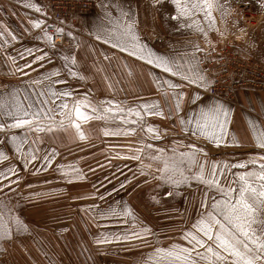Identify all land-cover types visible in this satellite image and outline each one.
Wrapping results in <instances>:
<instances>
[{"label": "snow or ice", "instance_id": "obj_1", "mask_svg": "<svg viewBox=\"0 0 264 264\" xmlns=\"http://www.w3.org/2000/svg\"><path fill=\"white\" fill-rule=\"evenodd\" d=\"M165 4L172 10L166 11ZM255 4L260 11L264 10V0H255ZM23 7L41 17L47 15L32 0H24ZM98 7L102 15L90 35L148 66V82L160 99L138 98L131 106L115 99L93 102L88 93L81 95L73 87V81L88 79L77 54L63 53L57 48L56 37L64 34V28L48 24L46 19L32 18L28 20L29 27L17 35L0 21V57L10 65L7 75L20 73L28 77L25 69L37 72L34 78L0 87V242L11 243L31 235L32 225L20 214L25 202L34 203L65 191H35L39 185L29 177L51 175L53 180L45 179L44 184L87 182L79 160L62 162L57 141L65 146L63 135L68 133L73 143L87 141L89 136L83 125L102 121V136L134 139L112 146L124 148L125 152L112 155L111 149L105 148L109 153L105 159L115 172L98 181L99 188L93 183L91 192L73 197L92 201L79 211L100 229L92 237L95 245L115 244L125 251L146 250L135 264H264V101L259 109L261 119H246L247 137L242 140L233 128L235 109L222 95L213 92L216 81L201 66L215 51L209 34L221 36L216 14L221 20L229 16V0H151L150 7L155 12L166 11L165 24H175L173 32L190 30L209 45L205 49L186 40L180 49L169 44L168 53L144 42L139 12L131 0H100ZM34 30L38 32L33 36ZM239 31L246 33L243 28ZM25 36L40 44L15 48V55L11 54L9 49ZM67 36L76 41L71 32ZM75 48H81L79 41ZM91 54H96L94 47ZM99 55L109 66L117 59L115 52L108 55L102 51ZM18 59L23 63L18 64ZM56 60L60 64L54 63ZM123 67L128 76L133 75L126 61ZM92 68L97 73L105 70L98 62ZM112 87L109 83L108 88ZM149 117L167 121L169 127L150 123ZM169 133L179 138L163 146L153 143L167 140ZM230 148L246 150L242 158L218 159L213 154ZM113 160L135 162V168L128 164L121 168L113 165ZM98 167L103 170L104 165ZM88 171L95 173L91 167ZM116 173L124 179L120 180ZM153 185L167 189L162 192L163 197H182L185 205H191V210L185 207L182 213L173 206L178 215L169 219L181 221L179 226L155 230L128 201L116 200L113 195L130 187ZM25 189L30 191L25 193ZM150 199L154 204L161 203L155 195ZM101 222L121 227L109 231V224ZM87 251V247H82V253ZM87 259H92L91 255Z\"/></svg>", "mask_w": 264, "mask_h": 264}, {"label": "rangeland", "instance_id": "obj_2", "mask_svg": "<svg viewBox=\"0 0 264 264\" xmlns=\"http://www.w3.org/2000/svg\"><path fill=\"white\" fill-rule=\"evenodd\" d=\"M43 10H45V4L43 0H39ZM242 0L233 2L229 0L232 9H235V13L229 18V23L232 24L234 21H238L236 28H243L246 30V35L242 39H237V35H240L236 29H232L236 35L229 34L227 38L230 39L235 46V49L242 55L240 60L244 63L243 65L250 64L253 68H264V16L261 15V11L257 8L255 0L252 1L255 9L251 8ZM249 6L255 16L258 18V22L250 24L246 20V16L240 18L242 13V7ZM242 8V9H240ZM1 16L3 17V9H1ZM238 10V11H237ZM35 13V12H34ZM40 18L39 13H35ZM217 22L220 23L219 14H216ZM219 27V25H218ZM190 30H185L182 33H175L174 35H180L188 33ZM193 33V32H192ZM213 44L220 42H229L228 39H220V35L213 33L209 35ZM200 47L207 46L203 37H199ZM70 43V42H69ZM67 45V44H66ZM66 45L61 46L64 49H68ZM70 46V45H69ZM209 46V45H208ZM59 47V46H57ZM246 59V60H244ZM257 64V66L253 65ZM85 69V75L88 78L91 74H88L87 68ZM10 68L2 70L3 74H0V87L4 84H16L20 81L34 78L36 72L30 69H25L29 72V76H22L20 73L15 75H7ZM37 75V74H36ZM95 88L89 86L88 81L75 82L73 81V87L77 93L83 95L88 93L93 102L103 100V89L102 85V74L98 73L96 78ZM97 84V86H96ZM59 87V86H58ZM62 87V86H61ZM260 92V91H256ZM104 127L102 121H91L88 124L83 125V130L86 135L89 136V140L83 142L73 143L70 141L71 134L63 135V144L61 146V140L57 141L58 150L61 152L63 160L62 162L69 163L79 160V167L87 174L88 180L82 184L76 185H64L62 183H56L53 181L51 184H44V180H53L51 175H41L39 178H31L32 183L39 185L35 191H48L52 188H64V193L53 194L49 198L40 199L34 203L25 202L21 209V216L25 219L26 223L32 225L31 235H25L18 237L11 243L0 242V264H135V261L139 258L140 254L144 249L125 251L124 247L120 245H105L97 246L93 243L92 237L97 234L100 229H97L94 223L89 221L88 217L79 211L81 207L86 206L92 201H80L73 199L74 196L86 194L91 192L92 184L96 183L99 188L98 181H103L106 175L111 172H115V168H110L108 160L105 159L108 152H105V148L111 149V154L114 155L116 151L125 152L124 148L116 147L112 148L113 145H120L119 137H104L100 134V129ZM125 143V138L121 139V144ZM58 162H61V158H58ZM104 165L103 170L98 167ZM113 165H119L124 168L125 164H128L129 168H135V162L113 160ZM95 169V173L88 171L89 168ZM127 172V169H125ZM129 176L132 173L127 172ZM120 180L124 177L116 173ZM111 178V177H110ZM114 182V181H113ZM107 183V182H105ZM23 187V185H21ZM110 189L111 185H107ZM167 189H159L153 186H141L139 188H128L127 190L114 193L116 200L128 201L136 210L137 214L150 223L155 230H165L167 221V209L166 200H172V198L163 197L162 192ZM30 191L25 189V193ZM103 192L104 189L100 188ZM139 194H150L149 199L155 195L161 199L159 206L149 208L144 205L152 204V201L140 200ZM151 200V199H150ZM96 203H101L96 201ZM154 204V203H153ZM103 206V204H101ZM191 209V205L189 210ZM182 213L183 210H180ZM178 215L175 211L174 216ZM109 224V231H118L121 226L112 225L111 222H101ZM180 223L179 220H174V224L177 226ZM173 224V223H172ZM67 227L68 231L64 232L63 229ZM163 238V237H161ZM82 247H87L88 251L82 253ZM44 253H47L46 255ZM104 253V254H101ZM88 255H91L92 259H87Z\"/></svg>", "mask_w": 264, "mask_h": 264}, {"label": "crops", "instance_id": "obj_3", "mask_svg": "<svg viewBox=\"0 0 264 264\" xmlns=\"http://www.w3.org/2000/svg\"><path fill=\"white\" fill-rule=\"evenodd\" d=\"M242 0H233V2H237ZM253 0H245L243 3L248 4L251 8H254L252 3ZM24 0H0V8L5 10L3 11V17L1 16L0 10V21H3L8 24V26L17 33V35H21L23 33L24 27H29L28 20L32 18H38V16L31 9H27L23 7ZM32 2L39 3V0H32ZM100 0H96L95 9L89 13L84 19V33L82 36L76 37V41L72 40L66 46L68 49H64L61 46L57 47L60 52L72 54L76 53L77 58L81 63L82 68H87V73L91 74L87 79L90 87L94 89L96 82L95 78L97 76V72L92 65L94 62H98L100 66L104 67V72L102 74V89H103V99H115L117 101H125L128 105H134L137 103V99L141 98L143 100H152V99H160L159 96L155 93L154 87L149 84V77L147 76L148 66L143 65L142 62L136 61L134 58L127 57L126 54H121L117 50H113L108 45H103L100 42L96 41L90 32L93 30L94 26L99 23L101 12L98 7ZM151 0H131V3L134 7L138 9L139 12V30L141 33V37L144 42L148 43L151 47L156 49L159 52H171L169 48V44L173 45L176 49H180L183 45V42L186 40L196 42L200 45V38L202 37L198 34L192 33V31H188V33L174 35L172 29L175 27V24L169 21L167 24L164 22V15H166V11H171L172 9L168 4H165V10L161 12H155L152 7H150ZM257 12H260L258 9ZM38 30H34L32 35H36ZM79 41L81 43V48L76 49L75 43ZM34 44H40L38 41H34L30 36H25V38L13 48L9 49V52L15 55V48H20L21 46L31 47ZM70 45V46H69ZM43 46V45H40ZM64 47V46H63ZM94 47L96 49V54H91V48ZM106 52L108 55H112L113 52L116 53L117 59H114L112 62V66H109V62L103 60V58L99 55L100 52ZM55 55V53H53ZM30 59V58H29ZM127 62L131 71L133 72L132 76L127 75V69L123 67L124 62ZM18 64H22L23 61L18 59ZM56 64H60V61H54ZM5 68H10L9 64H5L2 57H0V74H3L2 70ZM37 71H40L37 69ZM36 72V71H34ZM37 72L34 74L36 76ZM88 76V75H87ZM107 77V80L104 77ZM111 83L113 85L112 89L108 88V84ZM97 86V84H96ZM61 87V86H59ZM210 96L211 94L208 93ZM227 101V100H226ZM264 101V90L260 92L242 89L238 92L237 103H233L227 101L229 105L235 109L234 119L236 123L233 125V128L237 132V134L241 137V139H246L247 133L245 132L246 119H261L259 115V109L261 102ZM150 123L156 124L161 128L169 127V122L161 121L158 118H147ZM120 138V145L121 139ZM174 138H179L178 136H174L172 133H169L167 140L163 142H153L156 143L157 146H163L164 143H171V140ZM129 139L134 138H125V143ZM246 149H221L213 154L216 158H242ZM126 151V150H125ZM183 191V190H182ZM187 195V192H185ZM139 199L146 201H151L148 197L150 194H139ZM166 209H167V221L166 227L168 228L170 225H175L174 220L169 219V217H173L175 211L173 210V206L176 209L183 210L185 207H190V205H185L184 199L182 197L172 198V200H166ZM144 205L152 208L154 206H159V204H147ZM191 210V209H190ZM173 223V224H172ZM181 223V221H180ZM179 223V224H180ZM179 224L177 226H179ZM176 226V225H175ZM167 235H175L174 232H167Z\"/></svg>", "mask_w": 264, "mask_h": 264}, {"label": "built area", "instance_id": "obj_4", "mask_svg": "<svg viewBox=\"0 0 264 264\" xmlns=\"http://www.w3.org/2000/svg\"><path fill=\"white\" fill-rule=\"evenodd\" d=\"M45 4L46 19L48 24L55 27L64 28V34L56 37L57 46H63L71 42L73 39L67 36L71 32L73 36L79 37L84 33V19L96 7V0H43ZM242 7V13L238 17L243 18L250 24L258 22L257 16L253 14L252 9L247 6ZM238 11V10H237ZM220 26V23L218 24ZM211 32L209 35H213ZM217 36V33H215ZM220 39H228L229 42H220L213 44L214 52H210L205 62L201 65L207 69L209 78H214L216 84L213 92L222 95L224 100L237 103L238 92L242 89L252 91L264 90V68H253L250 64L243 65L240 60V54L233 44L231 37ZM202 48L208 49L209 46ZM243 56V55H242ZM246 60V59H244ZM257 66V64H253ZM211 94V93H210Z\"/></svg>", "mask_w": 264, "mask_h": 264}, {"label": "clouds", "instance_id": "obj_5", "mask_svg": "<svg viewBox=\"0 0 264 264\" xmlns=\"http://www.w3.org/2000/svg\"><path fill=\"white\" fill-rule=\"evenodd\" d=\"M235 13V9H230V14L228 17L224 18L223 20L220 19V26H219V32L221 34L222 38H226L230 33L233 35H236V33L232 32V29H236L237 32L240 33V35H237V39H242L246 33L240 32L239 29L236 28V24L229 23V18ZM261 15L264 16V10L261 11Z\"/></svg>", "mask_w": 264, "mask_h": 264}]
</instances>
